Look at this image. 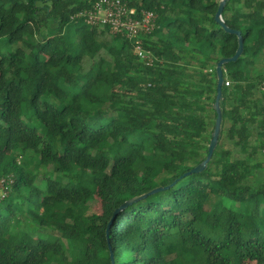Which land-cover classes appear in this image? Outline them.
I'll return each mask as SVG.
<instances>
[{
    "label": "trees",
    "instance_id": "16d2710c",
    "mask_svg": "<svg viewBox=\"0 0 264 264\" xmlns=\"http://www.w3.org/2000/svg\"><path fill=\"white\" fill-rule=\"evenodd\" d=\"M96 1L0 0V178L15 180L0 264H111L109 243L115 264H264V0L225 7L245 49L223 67L213 158L183 178L207 157L216 66L238 49L221 0H122L157 17L136 39L73 19ZM157 187L108 242L115 210Z\"/></svg>",
    "mask_w": 264,
    "mask_h": 264
},
{
    "label": "built area",
    "instance_id": "2783aa9c",
    "mask_svg": "<svg viewBox=\"0 0 264 264\" xmlns=\"http://www.w3.org/2000/svg\"><path fill=\"white\" fill-rule=\"evenodd\" d=\"M156 18L153 12L138 14L122 0H97L90 9L80 11L73 17L90 26L108 27L113 34H121L129 39H136L141 34H150L154 29ZM135 54L146 64H152L151 52L143 47L140 40H137ZM224 85L230 86L229 81L225 80ZM259 88L260 93L264 95V80ZM14 182L13 177L0 178V201L8 197Z\"/></svg>",
    "mask_w": 264,
    "mask_h": 264
},
{
    "label": "water",
    "instance_id": "95a60500",
    "mask_svg": "<svg viewBox=\"0 0 264 264\" xmlns=\"http://www.w3.org/2000/svg\"><path fill=\"white\" fill-rule=\"evenodd\" d=\"M230 0H221L218 6V10L215 14V22L222 28L224 29V31L227 34L230 35H234L237 37L238 39V49L235 53V55L233 57L230 58H223L221 59L217 66H216V76H217V91H216V98H215V102L213 105V108L216 112V121H215V126H214V131L212 133V138L208 147V153H207V157L204 161H202L200 164H198L196 167H194L191 171L185 173L183 177L185 176H189L191 174H201L204 171L207 170L209 163L211 162L213 155L215 153V150L218 147L219 141H220V136H221V132H222V128H223V109H222V101H223V86L225 83V76H224V71H223V67L226 64L229 63H235L237 62L240 57L243 55L244 53V45H245V40L243 37V34L241 31H237L234 30L232 28H230L224 18H223V13L225 10V7L227 5V3ZM176 182H174L171 186H173ZM169 187H158L155 188L143 195L134 197L128 201H126L125 203H123L118 209L115 210L114 215L112 217V219L110 220L108 227H107V231H106V236H107V240L109 242V231L111 226L113 225L114 221L116 220L117 216L123 212L124 210H126L128 207H130L131 205L144 200L145 198L154 195L156 193H159L161 191H164L165 189H168ZM109 250H110V258H111V264H115V256H114V252L112 250V246L109 243Z\"/></svg>",
    "mask_w": 264,
    "mask_h": 264
},
{
    "label": "rangeland",
    "instance_id": "374dc122",
    "mask_svg": "<svg viewBox=\"0 0 264 264\" xmlns=\"http://www.w3.org/2000/svg\"><path fill=\"white\" fill-rule=\"evenodd\" d=\"M263 57L262 54L258 55V58L261 59ZM260 61V60H259ZM259 65V64H258ZM260 68V66H259ZM27 120L30 119V118H26ZM29 121V120H28ZM32 125L39 128V124L36 122V121H32ZM48 166L51 167L50 163H48ZM158 188V187H157ZM155 189V188H154ZM90 206L93 210L95 211H100L101 210V207H102V202L100 201L99 199V196L97 195L96 196V199L93 200L92 202H90ZM27 212L29 213V215L31 216L33 214V208L32 207H28L27 208ZM254 212L257 213V207H255L254 209ZM18 225L20 226L21 225V222H18ZM69 246L73 247L72 244L69 243Z\"/></svg>",
    "mask_w": 264,
    "mask_h": 264
}]
</instances>
